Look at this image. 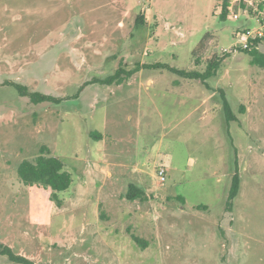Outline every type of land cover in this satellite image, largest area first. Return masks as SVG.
I'll use <instances>...</instances> for the list:
<instances>
[{
    "label": "rangeland",
    "instance_id": "rangeland-1",
    "mask_svg": "<svg viewBox=\"0 0 264 264\" xmlns=\"http://www.w3.org/2000/svg\"><path fill=\"white\" fill-rule=\"evenodd\" d=\"M219 5L0 0V243L31 264H264V68L234 51L258 25ZM215 54L205 83L143 67L205 72ZM119 69L121 84L98 82ZM43 146L73 174L67 191L19 178Z\"/></svg>",
    "mask_w": 264,
    "mask_h": 264
},
{
    "label": "trees",
    "instance_id": "trees-1",
    "mask_svg": "<svg viewBox=\"0 0 264 264\" xmlns=\"http://www.w3.org/2000/svg\"><path fill=\"white\" fill-rule=\"evenodd\" d=\"M222 18H227V12L224 11L221 14ZM208 43V38H206L199 45L198 49L195 51L194 55L196 59H199V52L204 51ZM238 52L247 54L251 58V64L255 66H260L264 68V50L248 52L242 49L236 50ZM225 55L219 56L215 54L209 61L207 69L205 72L199 71H184L176 68H171L164 64L156 65H144L143 67H154V68H164L169 71L181 76L186 79L200 80L205 83L208 79L214 77L220 68L221 64L225 59ZM228 55V54H227ZM122 69H119L114 75L106 78L99 79L98 82L103 85H112L114 83L121 84ZM92 83V82H90ZM96 83V82H93ZM92 83V84H93ZM89 83H86L87 85ZM16 88L19 90L21 96L29 97L33 103H46V102H58L60 99L54 98L50 95L41 94L38 92H30L27 87L22 85L15 84ZM224 109L228 120H235L236 117L233 115L231 107L227 99L224 97ZM91 137L95 139H101L102 135L97 132H92ZM18 175L22 183L28 187L40 186L44 189H51L57 192L67 191L73 182V174L67 168V165L58 157L52 155L48 146H43L40 150V154L33 159H26L22 161L18 168ZM241 186V179L239 174H236L233 177L232 185L228 197L227 205L231 207L234 200L237 198ZM129 200H145V192L139 189L137 186L131 185L129 192L127 194ZM54 200V199H53ZM59 205L63 204L61 201H58ZM198 208H201L199 206ZM133 239L140 245L147 247L148 242L142 240L136 236H133ZM0 255L7 257L11 262L16 264H31L30 260L27 258L16 254L13 249L9 246H6L0 243Z\"/></svg>",
    "mask_w": 264,
    "mask_h": 264
},
{
    "label": "built area",
    "instance_id": "built-area-1",
    "mask_svg": "<svg viewBox=\"0 0 264 264\" xmlns=\"http://www.w3.org/2000/svg\"><path fill=\"white\" fill-rule=\"evenodd\" d=\"M224 11L236 20L244 15L258 25L256 30L246 29L238 34L242 40L234 51L242 49L254 52L264 49V0H220L218 13L222 14ZM166 172L163 167L159 169V179L162 183L166 181Z\"/></svg>",
    "mask_w": 264,
    "mask_h": 264
}]
</instances>
